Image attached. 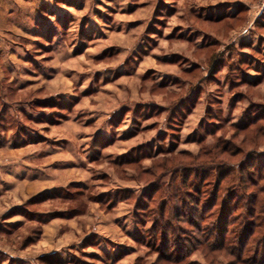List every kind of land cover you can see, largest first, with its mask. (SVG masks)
Here are the masks:
<instances>
[{
	"label": "rangeland",
	"instance_id": "374dc122",
	"mask_svg": "<svg viewBox=\"0 0 264 264\" xmlns=\"http://www.w3.org/2000/svg\"><path fill=\"white\" fill-rule=\"evenodd\" d=\"M0 17V264H264V0Z\"/></svg>",
	"mask_w": 264,
	"mask_h": 264
},
{
	"label": "crops",
	"instance_id": "0c3cea01",
	"mask_svg": "<svg viewBox=\"0 0 264 264\" xmlns=\"http://www.w3.org/2000/svg\"><path fill=\"white\" fill-rule=\"evenodd\" d=\"M0 19H2V17H0Z\"/></svg>",
	"mask_w": 264,
	"mask_h": 264
}]
</instances>
